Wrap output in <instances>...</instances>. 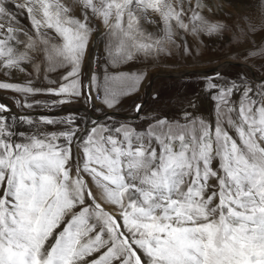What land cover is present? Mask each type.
<instances>
[{
	"label": "snow or ice",
	"instance_id": "snow-or-ice-1",
	"mask_svg": "<svg viewBox=\"0 0 264 264\" xmlns=\"http://www.w3.org/2000/svg\"><path fill=\"white\" fill-rule=\"evenodd\" d=\"M205 10L202 0H0V71L32 77L0 79V91L28 109L81 98L114 108L146 72L110 69L190 54V39L228 27ZM202 91L211 119L186 111L143 130L107 113L105 123L70 110L34 117L0 103V264H264V81L217 73Z\"/></svg>",
	"mask_w": 264,
	"mask_h": 264
},
{
	"label": "rangeland",
	"instance_id": "rangeland-1",
	"mask_svg": "<svg viewBox=\"0 0 264 264\" xmlns=\"http://www.w3.org/2000/svg\"><path fill=\"white\" fill-rule=\"evenodd\" d=\"M202 2L212 9L211 13L205 10V15L209 20L216 19L227 22L228 27L225 30L216 35L201 36L198 41L190 39L189 47L194 49L190 54H182L177 50L170 56L162 55L150 60L145 58L143 61L110 69V71L126 74L146 72L138 88L131 94L124 95L114 108H106L95 98L91 102H86L81 98L71 104L63 105L62 108L73 104L75 105L74 107L83 105L96 117L103 116L99 120L92 116L90 117L91 120L100 123L107 122L104 116L105 113L116 111L123 115H108L112 122L116 124L129 123L137 129L143 130L149 123L158 118L166 117L169 120L175 119L183 123V114L186 111L206 119H211L212 117L211 102L204 99L206 94L202 91L203 78L205 76H216L218 72L209 75L189 74L181 78L171 79L159 76L153 85V93L141 113L136 114V106L147 99L150 81L156 75L179 73L187 69L206 70L218 64H226L228 61H243L253 68L259 79H261L260 81L254 79L244 68L224 66L225 69H220L219 71L220 82L225 80L239 81L241 78H246L253 85H259L261 81H264V7H262L264 0H202ZM217 5H220V7L217 8ZM76 14L78 15L79 12L77 11ZM237 17L241 18L239 28L233 24ZM245 18L250 27H246L243 23ZM148 27L149 30H153L152 26L149 25ZM93 67L99 70V65L94 64ZM87 71L86 66L85 72ZM28 72L31 73V69H28ZM56 75L58 73L53 74L51 78L55 79ZM30 78H32L30 75H25L19 71L13 72L10 77L0 71V79L24 81ZM47 83L45 80H40L37 82V86H44ZM17 95L7 91H0V96L11 102L16 107L15 109L20 112L19 115L30 114L34 117H39L40 115H45L42 113H53L59 110L45 107L22 108L14 104V97ZM31 99L50 100L53 97L36 96ZM97 109H103V111H98ZM71 111L81 117H87L84 108ZM13 114L15 113L13 112ZM66 114L67 112L65 111L59 115L63 116ZM88 126L91 127L90 124ZM20 127L23 129L29 128L28 125H21ZM153 146H155V143H153Z\"/></svg>",
	"mask_w": 264,
	"mask_h": 264
},
{
	"label": "bare ground",
	"instance_id": "bare-ground-1",
	"mask_svg": "<svg viewBox=\"0 0 264 264\" xmlns=\"http://www.w3.org/2000/svg\"><path fill=\"white\" fill-rule=\"evenodd\" d=\"M224 63V62H223ZM224 66H226V67H232V66H238V67H240V68H244V69H246L251 75H252V77L254 78V79H256V80H258V81H260L261 79H259V76L254 72V70H253V68L249 65V64H246L245 62H243V61H228V62H226V64H218L217 66H214V67H212V68H209V69H206V70H191V69H187V70H183V71H181V72H175V73H173L174 74V76H172L171 74H162V75H156V76H154L152 79H151V81H150V86H149V90H148V93H150L151 92V94L153 93V85L155 84V80H156V78H158L159 76H162L163 78H181V77H184V76H186V75H189V74H203V75H209V74H212V73H217V72H213V70H216V68H218V67H221V69H225L224 68ZM192 71V72H191ZM260 78H262V77H260ZM149 95V94H148ZM0 100L4 103H9L10 105H11V107H12V112H14L15 114H17V115H19V111H17L15 108V106L11 103V102H9L7 99H5V98H2L1 96H0ZM147 103V102H146ZM75 105L73 104V105H68V106H65V107H63L64 109H63V112H67L68 110H78V109H81V108H84L85 109V113H87V114H91L90 113V110L87 108V107H84L83 105L81 106V107H74ZM143 108V107H142ZM142 108H141V111H142ZM141 111L139 112V113H141ZM119 113V112H118ZM37 114H39V113H37ZM42 114H48V113H42ZM52 114V113H51ZM94 118H96L97 119V117H96V115H93V114H91ZM120 115H123V114H121L120 113ZM134 117V116H133ZM99 120V119H98Z\"/></svg>",
	"mask_w": 264,
	"mask_h": 264
},
{
	"label": "water",
	"instance_id": "water-1",
	"mask_svg": "<svg viewBox=\"0 0 264 264\" xmlns=\"http://www.w3.org/2000/svg\"><path fill=\"white\" fill-rule=\"evenodd\" d=\"M220 69H221V67H218V68H216V70H213V72L215 71V72H218V73H219ZM191 72H192V71H191ZM171 75L174 76V74H171ZM150 95H151V92H150L149 95L147 96V99L144 100V101L141 103V108L145 106V104H146L147 100L149 99ZM62 109H64V108H62ZM142 109H143V108H142ZM62 112H63V110L59 109V110L56 111L55 113L60 114V113H62ZM53 113H54V112H53ZM48 114H51V113H48ZM107 115H117V116H119L120 113H118V112H116V111H112V112H109ZM91 116H92V115H91ZM104 116H105V115H104ZM92 117H93V116H92ZM101 117H103V116H98L97 119H101Z\"/></svg>",
	"mask_w": 264,
	"mask_h": 264
}]
</instances>
